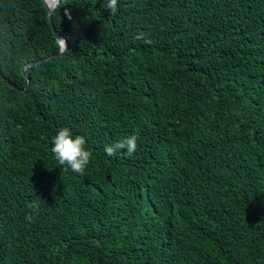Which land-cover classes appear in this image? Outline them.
I'll list each match as a JSON object with an SVG mask.
<instances>
[{
	"label": "trees",
	"instance_id": "obj_1",
	"mask_svg": "<svg viewBox=\"0 0 264 264\" xmlns=\"http://www.w3.org/2000/svg\"><path fill=\"white\" fill-rule=\"evenodd\" d=\"M104 4L58 0L26 82L59 45L41 0H0V264H264V0Z\"/></svg>",
	"mask_w": 264,
	"mask_h": 264
},
{
	"label": "clouds",
	"instance_id": "obj_2",
	"mask_svg": "<svg viewBox=\"0 0 264 264\" xmlns=\"http://www.w3.org/2000/svg\"><path fill=\"white\" fill-rule=\"evenodd\" d=\"M118 0H105L104 7L110 14L115 15ZM71 18V17H69ZM137 39H144L145 43H151L150 39L145 38V34H137ZM138 137L131 135L125 139L115 141L110 145H105L104 151L111 157L119 150H127V155L131 156L137 149ZM51 152L54 159L65 170H71L73 173L83 175L92 157L91 151L86 147V139L82 135H73L68 127H61L55 133L51 140ZM224 187H232V184L224 177L220 183ZM38 208V205L36 206ZM27 216L26 219H31Z\"/></svg>",
	"mask_w": 264,
	"mask_h": 264
},
{
	"label": "water",
	"instance_id": "obj_3",
	"mask_svg": "<svg viewBox=\"0 0 264 264\" xmlns=\"http://www.w3.org/2000/svg\"><path fill=\"white\" fill-rule=\"evenodd\" d=\"M44 7H45V10H46V17H47V20H48V23L49 25L51 26V29H52V32L54 34V37L59 45V51L57 53H53V54H50L46 57H43V58H39V59H35V60H32L28 63H26L25 65H23L21 68H20V71H21V74L25 77L26 79V82H28V76L25 72V67L26 66H29V65H32V64H35V63H38V62H41L49 57H51L52 55H59L63 52L64 48L66 47V41L56 32V30L54 29V27L52 26V21H51V15H52V12L55 8V5L57 3L58 0H53L52 4L50 6H47L44 2V0H41ZM3 78V77H2ZM10 86L12 87H15L13 84H11L10 82L7 81V79L3 78Z\"/></svg>",
	"mask_w": 264,
	"mask_h": 264
},
{
	"label": "bare ground",
	"instance_id": "obj_4",
	"mask_svg": "<svg viewBox=\"0 0 264 264\" xmlns=\"http://www.w3.org/2000/svg\"><path fill=\"white\" fill-rule=\"evenodd\" d=\"M44 2L47 6H50L52 4L53 0H44Z\"/></svg>",
	"mask_w": 264,
	"mask_h": 264
}]
</instances>
